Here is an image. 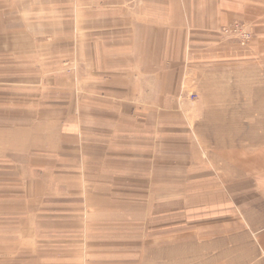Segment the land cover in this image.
Listing matches in <instances>:
<instances>
[{
	"label": "crops",
	"instance_id": "1",
	"mask_svg": "<svg viewBox=\"0 0 264 264\" xmlns=\"http://www.w3.org/2000/svg\"><path fill=\"white\" fill-rule=\"evenodd\" d=\"M25 4L0 3L1 39L10 10L22 15L16 17L18 25L25 24L26 13L32 16V33L18 32L23 37L16 40L22 42L11 49L16 57L27 47L43 64L77 58L82 98L88 106L101 101L133 106L129 113L134 121L135 106H158L156 118L177 128L172 133L177 137L178 161L194 165L192 174L178 176L179 185L192 187L178 191L171 206L175 207L167 209L170 213L175 209L178 218L175 228L167 230L168 237L163 236L166 230L157 243L146 241V236L138 257L100 256L92 264H264V0H32L27 8ZM238 18L254 26L246 48L233 49L229 36L223 39L212 29L202 34L207 32L203 26L230 24ZM203 58H208L209 88L215 92L209 97L208 112L193 115V120L204 121L186 124L180 108L183 74ZM50 94L47 104L53 110L56 102L51 97L56 94L53 90ZM148 114L144 112L145 120ZM109 116L119 123L127 119L125 114ZM95 117L106 121V114L91 119ZM35 125L47 126L48 138L24 144L23 150L76 153L64 148L79 134L74 123L56 129L49 118ZM109 151L81 149L77 174L80 169L83 174L90 167L120 164L116 152ZM106 179L112 184L110 176ZM138 196L151 199L147 193Z\"/></svg>",
	"mask_w": 264,
	"mask_h": 264
},
{
	"label": "rangeland",
	"instance_id": "2",
	"mask_svg": "<svg viewBox=\"0 0 264 264\" xmlns=\"http://www.w3.org/2000/svg\"><path fill=\"white\" fill-rule=\"evenodd\" d=\"M13 1H24L27 8L32 0L0 3ZM15 11L6 16L5 39L0 38V264H92L100 256H140L146 236V241L157 243L162 230L166 238L167 230L175 228V209L174 213L167 209L175 207L171 206L178 191L192 187L178 184V176L192 174L194 165L178 161L177 137L172 133L177 128L156 118L158 106H135L137 121L129 113L133 106L103 101L88 106L75 57L43 64L27 47L16 57L11 49L22 42L16 40L23 37L18 32L32 33L33 21L26 13L25 24L18 25L16 17L22 15ZM203 27L207 32L202 34L212 29L223 39L229 36L233 49L246 48L255 31L250 20L241 18ZM207 59L183 74L180 108L188 118L186 124L204 121L193 120V115L208 112L209 97L215 92L209 88ZM52 90L56 105L49 110ZM144 112H149L146 120ZM95 114H106V121L92 120ZM109 114H125L127 119L119 123ZM49 118L56 129L65 123L78 126L79 134L64 145L76 153L23 150L24 144L47 140L48 127L35 124ZM83 148L116 152L120 164L100 170L90 167L83 174L80 169L79 175L75 166ZM105 162L107 166L109 161ZM109 176L112 184H107ZM140 193L151 199L141 200Z\"/></svg>",
	"mask_w": 264,
	"mask_h": 264
}]
</instances>
